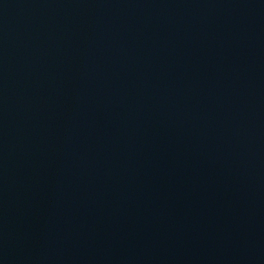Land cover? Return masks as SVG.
<instances>
[{"label":"water","instance_id":"95a60500","mask_svg":"<svg viewBox=\"0 0 264 264\" xmlns=\"http://www.w3.org/2000/svg\"><path fill=\"white\" fill-rule=\"evenodd\" d=\"M0 264H264V0H0Z\"/></svg>","mask_w":264,"mask_h":264}]
</instances>
